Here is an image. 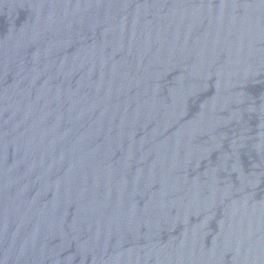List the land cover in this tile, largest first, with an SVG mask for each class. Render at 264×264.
Returning <instances> with one entry per match:
<instances>
[{
  "label": "water",
  "instance_id": "water-1",
  "mask_svg": "<svg viewBox=\"0 0 264 264\" xmlns=\"http://www.w3.org/2000/svg\"><path fill=\"white\" fill-rule=\"evenodd\" d=\"M0 264H264V0H0Z\"/></svg>",
  "mask_w": 264,
  "mask_h": 264
}]
</instances>
